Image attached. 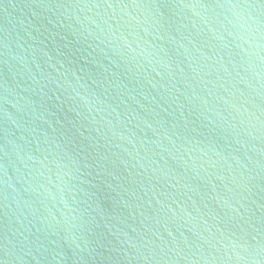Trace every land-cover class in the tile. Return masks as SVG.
I'll return each instance as SVG.
<instances>
[{
  "label": "water",
  "instance_id": "obj_1",
  "mask_svg": "<svg viewBox=\"0 0 264 264\" xmlns=\"http://www.w3.org/2000/svg\"><path fill=\"white\" fill-rule=\"evenodd\" d=\"M3 264H264L261 0H0Z\"/></svg>",
  "mask_w": 264,
  "mask_h": 264
},
{
  "label": "snow or ice",
  "instance_id": "obj_2",
  "mask_svg": "<svg viewBox=\"0 0 264 264\" xmlns=\"http://www.w3.org/2000/svg\"><path fill=\"white\" fill-rule=\"evenodd\" d=\"M261 4L264 5V0H261ZM0 264H3V261H0Z\"/></svg>",
  "mask_w": 264,
  "mask_h": 264
}]
</instances>
